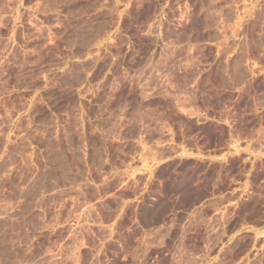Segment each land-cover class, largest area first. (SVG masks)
Returning <instances> with one entry per match:
<instances>
[{
  "label": "rangeland",
  "instance_id": "obj_1",
  "mask_svg": "<svg viewBox=\"0 0 264 264\" xmlns=\"http://www.w3.org/2000/svg\"><path fill=\"white\" fill-rule=\"evenodd\" d=\"M259 7L0 0V264H264Z\"/></svg>",
  "mask_w": 264,
  "mask_h": 264
},
{
  "label": "crops",
  "instance_id": "obj_2",
  "mask_svg": "<svg viewBox=\"0 0 264 264\" xmlns=\"http://www.w3.org/2000/svg\"><path fill=\"white\" fill-rule=\"evenodd\" d=\"M257 12H262L264 11V8H256ZM261 76H262V81H263V102L259 107L258 111L261 113H264V61L261 65ZM228 126V124H224ZM231 126V125H230ZM238 144H239V149L234 150V149H229L226 150L225 152L220 153L219 155L216 156V158H227L230 156L237 155V153H246L251 157H261L264 159V120H262V123L260 127L256 128V131L252 135H247L244 139L239 137L237 139Z\"/></svg>",
  "mask_w": 264,
  "mask_h": 264
}]
</instances>
